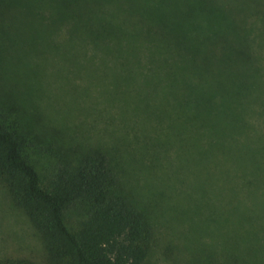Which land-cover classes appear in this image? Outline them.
Wrapping results in <instances>:
<instances>
[{
    "label": "rangeland",
    "instance_id": "1",
    "mask_svg": "<svg viewBox=\"0 0 264 264\" xmlns=\"http://www.w3.org/2000/svg\"><path fill=\"white\" fill-rule=\"evenodd\" d=\"M245 39L251 57L246 51L241 65H232H252L253 76L242 96L228 85L222 146L230 148L219 152L218 194L207 196L208 173L192 160L197 136L187 117L173 112L186 89L157 85V65L143 56L194 47L233 60L231 46L244 49ZM118 51L139 52L143 61L120 65L111 56ZM220 65L217 77L226 85L231 76ZM0 105L63 155L107 154L121 191L151 219L147 264H225L227 210L230 222L240 215L264 247V0H0ZM7 255L49 264L40 234L0 183V258Z\"/></svg>",
    "mask_w": 264,
    "mask_h": 264
},
{
    "label": "trees",
    "instance_id": "2",
    "mask_svg": "<svg viewBox=\"0 0 264 264\" xmlns=\"http://www.w3.org/2000/svg\"><path fill=\"white\" fill-rule=\"evenodd\" d=\"M246 41L244 49L233 43V60L228 54L220 58L197 52L194 47L192 52L157 50L143 56L145 64L157 65V85L186 89V93L175 96L173 112L186 116L198 137L192 142V160L208 173L207 196L218 194L217 172L222 168L219 152L230 148L222 146L226 131L223 101L229 86L242 96L247 88L245 81L253 76L252 65L247 64L248 71L239 69L247 52L248 59L251 57ZM132 43L136 46V42ZM111 56L115 63L124 66L143 61L139 52L137 55L118 51ZM81 59L76 55L71 58ZM83 59L93 62L94 56L83 55ZM100 61L101 57L94 60ZM221 62L231 76L226 85L217 77ZM232 62L238 63V68H233ZM187 107L190 109L185 110ZM11 111L0 105V183L40 234L49 264H147L154 237L151 219L121 191L119 171L107 154L96 148L74 158L63 155L54 143L24 132L20 117ZM157 115L161 116L160 112ZM198 139L205 140L204 147ZM177 141L183 144L184 138ZM43 154L54 157L48 156L50 160L45 162ZM201 176L205 174L202 172ZM231 212L222 213V220L231 226L222 233L225 264H264V257L258 255L264 247L254 242L252 227H243L240 215L230 222ZM257 217L255 214L248 220ZM258 227L264 235L263 225ZM0 264L38 263L29 257L7 255L0 258Z\"/></svg>",
    "mask_w": 264,
    "mask_h": 264
}]
</instances>
